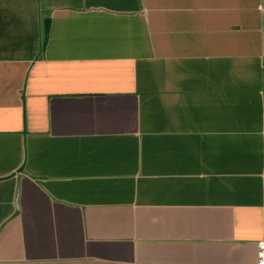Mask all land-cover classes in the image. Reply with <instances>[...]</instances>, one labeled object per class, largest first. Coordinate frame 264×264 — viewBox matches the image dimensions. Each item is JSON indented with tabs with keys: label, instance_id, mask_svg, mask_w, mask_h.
<instances>
[{
	"label": "crops",
	"instance_id": "crops-1",
	"mask_svg": "<svg viewBox=\"0 0 264 264\" xmlns=\"http://www.w3.org/2000/svg\"><path fill=\"white\" fill-rule=\"evenodd\" d=\"M261 242L264 0H0V264Z\"/></svg>",
	"mask_w": 264,
	"mask_h": 264
},
{
	"label": "built area",
	"instance_id": "built-area-1",
	"mask_svg": "<svg viewBox=\"0 0 264 264\" xmlns=\"http://www.w3.org/2000/svg\"><path fill=\"white\" fill-rule=\"evenodd\" d=\"M257 264H264V242L258 245Z\"/></svg>",
	"mask_w": 264,
	"mask_h": 264
},
{
	"label": "trees",
	"instance_id": "trees-1",
	"mask_svg": "<svg viewBox=\"0 0 264 264\" xmlns=\"http://www.w3.org/2000/svg\"><path fill=\"white\" fill-rule=\"evenodd\" d=\"M46 30L48 31L49 30V23L47 22V25H46Z\"/></svg>",
	"mask_w": 264,
	"mask_h": 264
}]
</instances>
